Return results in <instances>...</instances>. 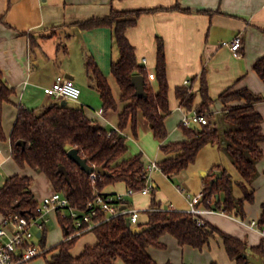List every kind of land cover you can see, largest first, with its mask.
I'll return each instance as SVG.
<instances>
[{
	"label": "crops",
	"instance_id": "crops-1",
	"mask_svg": "<svg viewBox=\"0 0 264 264\" xmlns=\"http://www.w3.org/2000/svg\"><path fill=\"white\" fill-rule=\"evenodd\" d=\"M177 3L189 11L159 9L144 13L138 23L127 30L140 64L149 70V78L155 90H158V82L155 83L157 38H163L172 113L166 119L169 135L164 139L157 138L149 122L142 113L139 114L138 137L133 135L130 126L121 131L127 135L128 151L125 157L142 152L148 166L151 162L164 158L160 148L162 144L186 139L180 122L192 110L187 113L181 105L176 88L185 85L187 80L191 84V79L199 76L204 68L207 71L210 96L215 99L211 106L210 120L219 128L222 143L204 146L196 160L176 174L168 175L161 169L152 171L154 190L151 194L136 192L131 195L132 199L127 196L128 203L142 212L152 208L155 196L162 208L190 211L187 194L202 192L205 179L213 169L214 172H229L235 196L243 197V189L239 184L243 181V176L227 150V140L224 137V132L234 127L223 116L224 104L219 96L231 87H248L264 96V81L254 69L255 62L264 56V0H0V69L7 83L16 89L11 101L5 102L3 106L6 139L0 140V166L14 160V165L9 164V176L19 174L36 180L45 175L49 179L48 189L40 191L31 186L37 200L52 194L55 188L46 174L37 173L30 166H20L12 156L10 135L18 118L20 105L43 110L50 104L59 102L45 92V87L51 85L57 75L70 74L81 87L82 94L78 100H68L67 103L82 107L87 117L97 126L118 128L119 114L125 106V102L121 100L122 91L117 94L111 80V77L115 79L111 71L112 63L120 57L113 38V28L102 25L81 29L78 22L108 16L112 9L171 8ZM238 35L243 38V46L238 53L222 45L223 41H231ZM89 57L96 61L107 77L118 101L116 110L103 108L101 94L87 70ZM195 87H199V81L195 83ZM200 101L201 96L198 95L196 104ZM255 109L264 118V99L255 104ZM172 117L176 118L175 122ZM262 130L264 133V120ZM260 146L263 157L257 161L256 173L249 185L254 190L255 199L253 202H245L244 219L200 205L204 209L200 214L204 221L245 239L250 246L259 245L264 239L260 229L251 225L253 220L259 221L264 204V141ZM128 189L124 182H117L106 186L103 192L125 193ZM2 216L4 217L3 214ZM56 217L59 221L57 212ZM63 231L64 237L60 236L59 230L54 231L57 240L53 243L58 242L56 245L77 236H74L77 229L70 233L63 227ZM78 235L80 237L72 249L74 255L80 254L86 244L97 242L93 231ZM161 240L165 243V248H148L159 264H211L213 260L219 264H237L229 257L219 236L213 237L202 250L191 245H180L170 233L163 235ZM56 245H46L44 248L50 252ZM57 251H52L51 255ZM117 264L126 263L119 259Z\"/></svg>",
	"mask_w": 264,
	"mask_h": 264
},
{
	"label": "trees",
	"instance_id": "trees-1",
	"mask_svg": "<svg viewBox=\"0 0 264 264\" xmlns=\"http://www.w3.org/2000/svg\"><path fill=\"white\" fill-rule=\"evenodd\" d=\"M159 9L189 11L179 3L171 8L112 9L108 16L78 22L81 29L102 25L113 28V38L120 57L112 63L111 71L121 88V100L125 102L119 114L118 128L97 126L87 117L82 107H74L68 103L54 102L43 110L22 105L19 107L18 118L10 135L12 156L20 166H30L46 174L55 191L66 196L73 206L84 207L94 196V185L90 174L69 157L71 148H77L93 167L104 166L107 169L109 174H99L96 181L101 191L117 182H124L128 188L139 191L146 184L147 164L142 152L125 157L128 151L127 135L121 131L130 126L133 135L138 137L139 114L142 113L157 138L164 139L169 135L166 119L172 113V108L165 42L158 36L155 68L158 90H155L149 78V70L140 64L136 48L127 36V30L138 23L142 14ZM254 69L264 81V56L255 62ZM87 70L91 81L101 94L103 108L116 110L118 101L113 89L92 57L87 60ZM136 74L145 77L147 96L137 95L136 87L132 83V77ZM197 81L198 88L195 87ZM15 92L16 89L7 83L0 69V140L6 139L3 106L5 102L11 101ZM176 95L187 112L196 108L207 114L210 122L190 127L181 122L180 126L186 139L161 145L164 158L158 161V165L168 175L187 168L207 144L222 143L219 128L210 120L211 106L215 99L209 93L206 68L199 76L191 79V84L177 86ZM198 95L201 96V101L196 104ZM219 99L224 104V118L234 125L233 129L224 132V137L227 140V150L243 176V181L239 184L244 195L242 198L235 196L233 179L229 172L224 170L215 180L216 173L213 169L205 179L199 205L244 219L245 202H253L255 199L254 190L249 185L256 173V163L263 157L260 143L264 141V118L256 111L255 104L262 101L264 96L248 87H231L222 92ZM19 140H24L25 145L19 144ZM62 165L67 168L69 178L59 170ZM33 183L34 179L29 176L14 174L7 177L0 186V212L4 216L17 213L29 216L36 213L39 200L31 189ZM151 206L152 208L140 214L138 226H148L143 232L133 231V227L127 224L128 215L113 216L89 230L96 234V243L86 244L80 254L74 255L72 249L80 235L62 241L56 245L58 251L47 259V264H117L119 259L126 264H159L148 248H165L161 238L167 233L175 236L180 245H191L200 250L208 245L213 237L219 236L229 257L237 264H253L248 254L262 257L264 264V239L259 245L250 246L245 239L231 235L209 221L203 220V223H199L198 217L189 211L162 208L161 202L157 201L155 196ZM57 214L64 229L70 233L74 232V221L62 217L60 213ZM263 223L264 204L259 219V224ZM46 237L47 229L41 237L43 245L46 243ZM211 264L219 263L213 260Z\"/></svg>",
	"mask_w": 264,
	"mask_h": 264
},
{
	"label": "built area",
	"instance_id": "built-area-1",
	"mask_svg": "<svg viewBox=\"0 0 264 264\" xmlns=\"http://www.w3.org/2000/svg\"><path fill=\"white\" fill-rule=\"evenodd\" d=\"M222 45L228 46L238 53L243 46V38L238 35L231 41H223ZM185 83L189 84V80ZM45 92L61 102L63 100H78L81 97L82 89L74 79L59 74L51 85L45 87ZM209 122V116L196 108L186 114L182 120V123L188 127ZM158 169H160L158 162H151L146 167V184L141 190L129 188L125 193L116 194H107L101 191L96 185L99 173L93 171L90 173V177L93 180L94 196L84 207L71 205L66 196L54 191L39 200L36 213L29 216L21 213L4 216L0 224V264H24L47 253V249L41 245L40 241L52 211L74 221L77 229L74 236L87 232L101 222L121 214L128 215L131 227L138 226L141 210L132 207L128 203L127 196L134 195L136 192L151 193L155 187L151 180V172ZM202 196L203 192L196 195L187 194L191 206L189 212L198 217L199 223H203L200 214L204 209L199 205ZM251 225L257 226L264 235V223L259 224L258 220H253Z\"/></svg>",
	"mask_w": 264,
	"mask_h": 264
},
{
	"label": "rangeland",
	"instance_id": "rangeland-1",
	"mask_svg": "<svg viewBox=\"0 0 264 264\" xmlns=\"http://www.w3.org/2000/svg\"><path fill=\"white\" fill-rule=\"evenodd\" d=\"M111 80L113 81V83L116 87L117 94H120L121 89H120L119 85L116 83V81L113 77H111ZM155 83L157 84V81ZM172 119H174V122L176 121L175 117H172ZM230 126H232V128L234 127L233 125H230ZM12 162H14V160L10 161V163H7L5 166H0V186L4 183L6 178L9 177V175H11L10 174L11 170H10L9 164H13V165L15 164V162L14 163H12ZM36 172L40 173L38 171H36ZM33 187L35 190L38 189L40 191L48 189L49 188V179H47V177L45 175H41L36 180H34ZM120 193H122V192H120ZM130 199H132V196L130 197ZM2 218H3V216L0 213V223L2 221ZM56 230H59L60 236L64 237L63 227L61 226L60 222L57 220L56 212H51L50 213V220H49L48 226H47V240H46V243L44 245L41 243L42 246L47 245L48 247H52V246L56 245V243H58V242L53 243V241L57 240L56 239L57 237H54L55 236L54 231H56ZM54 250H56V248H54L50 252H47V253L42 254L40 256H37V257L33 258L32 260L25 262L24 264H47V259H50L51 252Z\"/></svg>",
	"mask_w": 264,
	"mask_h": 264
},
{
	"label": "water",
	"instance_id": "water-1",
	"mask_svg": "<svg viewBox=\"0 0 264 264\" xmlns=\"http://www.w3.org/2000/svg\"><path fill=\"white\" fill-rule=\"evenodd\" d=\"M67 77L72 78L73 76L68 74L66 75ZM132 83L135 85L136 87V93L139 96H147V91L145 89V77L142 74H136L132 77ZM63 104H66L67 101L63 100L62 101ZM19 144L25 145V141L24 140H19L18 141ZM69 157L75 161L84 171H86L87 173H92L93 171H96L99 174L102 175H107L109 174V172L107 171V169H105L104 166H97V167H93L92 165L89 164L87 158H84L78 151L77 148H71L68 152ZM59 170L64 173L68 178H69V172L67 170V168L62 165L60 166ZM216 176H215V180L218 179V177L221 175V171L220 170H216L215 171ZM127 224L130 226L131 222L130 219H127ZM148 229V226H135L133 227V231L135 233H141L144 230ZM39 235H41V232H39ZM249 259L251 260V262L253 264H262L263 263V258L262 257H255L251 254H248Z\"/></svg>",
	"mask_w": 264,
	"mask_h": 264
},
{
	"label": "bare ground",
	"instance_id": "bare-ground-1",
	"mask_svg": "<svg viewBox=\"0 0 264 264\" xmlns=\"http://www.w3.org/2000/svg\"><path fill=\"white\" fill-rule=\"evenodd\" d=\"M188 113V112H187ZM181 123V122H180ZM155 188V187H154ZM154 190V189H153ZM151 194V193H150Z\"/></svg>",
	"mask_w": 264,
	"mask_h": 264
}]
</instances>
